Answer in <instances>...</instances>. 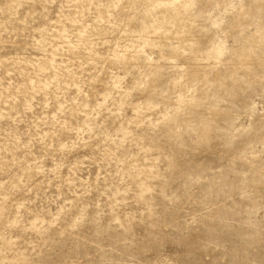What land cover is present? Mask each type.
I'll return each mask as SVG.
<instances>
[{
	"label": "rangeland",
	"instance_id": "obj_1",
	"mask_svg": "<svg viewBox=\"0 0 264 264\" xmlns=\"http://www.w3.org/2000/svg\"><path fill=\"white\" fill-rule=\"evenodd\" d=\"M0 264H264V0H0Z\"/></svg>",
	"mask_w": 264,
	"mask_h": 264
}]
</instances>
